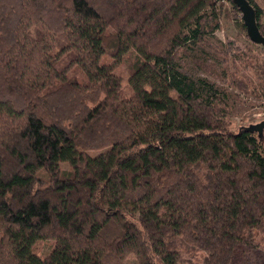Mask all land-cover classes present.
Masks as SVG:
<instances>
[{
    "label": "trees",
    "instance_id": "16d2710c",
    "mask_svg": "<svg viewBox=\"0 0 264 264\" xmlns=\"http://www.w3.org/2000/svg\"><path fill=\"white\" fill-rule=\"evenodd\" d=\"M222 2L0 0V264H253L264 133L232 131L214 85L180 71L214 47Z\"/></svg>",
    "mask_w": 264,
    "mask_h": 264
},
{
    "label": "rangeland",
    "instance_id": "374dc122",
    "mask_svg": "<svg viewBox=\"0 0 264 264\" xmlns=\"http://www.w3.org/2000/svg\"><path fill=\"white\" fill-rule=\"evenodd\" d=\"M264 10V0H257ZM222 5V7H221ZM222 15L220 19L221 29L210 43L214 47H206L205 50L197 49L190 58H184L183 67L180 71L187 76L200 81L205 79L214 85L217 96L228 105L230 115V128L238 130L242 126H254L264 121V98L255 94H245L231 87L222 80L223 72L235 73L248 82L251 81L256 88L264 84V50L261 45L252 43L245 33L238 27L239 17L232 11L231 5L224 0L219 4ZM264 20V18H263ZM231 43V44H229ZM231 46V54L225 52ZM216 48V49H215ZM120 71L123 76V85L126 94L129 93L127 83L130 76V66L123 60ZM74 77L79 82H84L78 70L73 69ZM206 87V86H205ZM208 88V87H206ZM100 151H93L96 155ZM64 171H70L68 164H62ZM39 179L47 183L49 178L42 170L38 173ZM53 248L50 240H41L34 247L33 252L40 257H45ZM200 255H186L183 261L176 264H194L200 262ZM253 264H264V226L256 231L255 249L253 253ZM126 264H138L136 258L131 255ZM244 264V262H243Z\"/></svg>",
    "mask_w": 264,
    "mask_h": 264
},
{
    "label": "water",
    "instance_id": "95a60500",
    "mask_svg": "<svg viewBox=\"0 0 264 264\" xmlns=\"http://www.w3.org/2000/svg\"><path fill=\"white\" fill-rule=\"evenodd\" d=\"M242 14L243 22L247 30V35L252 43L264 47V36L260 32L255 8L249 0H232ZM253 131L262 135L264 133V121L253 126Z\"/></svg>",
    "mask_w": 264,
    "mask_h": 264
}]
</instances>
